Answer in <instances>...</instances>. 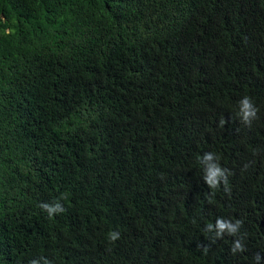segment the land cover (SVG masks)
Masks as SVG:
<instances>
[{"label": "trees", "instance_id": "trees-1", "mask_svg": "<svg viewBox=\"0 0 264 264\" xmlns=\"http://www.w3.org/2000/svg\"><path fill=\"white\" fill-rule=\"evenodd\" d=\"M42 256L264 264V0H0V264Z\"/></svg>", "mask_w": 264, "mask_h": 264}, {"label": "clouds", "instance_id": "clouds-1", "mask_svg": "<svg viewBox=\"0 0 264 264\" xmlns=\"http://www.w3.org/2000/svg\"><path fill=\"white\" fill-rule=\"evenodd\" d=\"M258 108L254 105L253 100L249 96H244L239 101V111L237 116L242 120L243 123L251 125L252 120L257 117ZM223 124L224 121H221ZM202 168H203V181L208 185L210 189L218 188L221 183L225 185L227 190V173L228 170L223 168L219 163L220 157L214 152H206L202 157H197ZM41 208L45 210L51 217L53 214H57L64 211L62 204L57 200V202L49 204L42 203ZM241 226V221L237 220L234 223L230 220H225L224 218H217L215 223H207L206 229L209 232L215 233V239L223 238L225 233L228 235L235 236ZM118 233L115 231L109 232L108 239L115 241L118 238ZM244 247L239 239L235 240L231 251L235 254L237 251H243ZM256 261L259 262L262 258L259 254L256 256ZM50 264V261L45 257H40L39 259H33L30 264Z\"/></svg>", "mask_w": 264, "mask_h": 264}]
</instances>
